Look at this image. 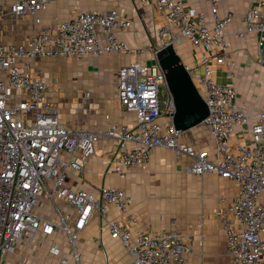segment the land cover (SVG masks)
Masks as SVG:
<instances>
[{
	"label": "built area",
	"instance_id": "1",
	"mask_svg": "<svg viewBox=\"0 0 264 264\" xmlns=\"http://www.w3.org/2000/svg\"><path fill=\"white\" fill-rule=\"evenodd\" d=\"M207 0L209 14L185 7L181 0H154L164 20L158 29L164 46L187 41L198 49L195 63L184 65L205 103L202 126L213 149L197 148L184 141L191 129L173 125L174 101L164 98L165 75L159 64L142 61L122 66L117 72V98L134 115L130 126L111 124L103 132L66 128L59 109L45 97V80L30 68L40 56H101L110 53L156 57L161 48L131 49L118 36L132 26L116 9L105 13L83 11L71 19L34 31L25 42L0 45V264L23 242L49 240L47 255H63L59 239L69 247V258L58 264H81L80 232L95 215L111 240L117 241L127 264H188L191 246L184 236L171 231H134L136 218L129 212L132 198L116 187L92 193L69 185L68 173L84 170L101 138L116 147L110 170L123 176L145 164L156 148L188 159V173L216 174L236 182L237 192L214 212L225 241L229 264H264V109L249 114L238 104L233 83L213 79V66L228 63L231 43L226 29L235 20L231 12L219 16L218 4ZM47 0H16L11 16L30 17L40 23ZM3 15V13H0ZM236 39L254 37L256 63L264 67V0H251L241 16ZM164 117L166 123L160 124ZM237 141L232 144L234 138ZM249 139V143L245 139ZM223 202V201H222ZM109 207L119 219H107ZM105 264H113L101 241Z\"/></svg>",
	"mask_w": 264,
	"mask_h": 264
},
{
	"label": "crops",
	"instance_id": "2",
	"mask_svg": "<svg viewBox=\"0 0 264 264\" xmlns=\"http://www.w3.org/2000/svg\"><path fill=\"white\" fill-rule=\"evenodd\" d=\"M15 1L0 0V13H3L0 15V45L23 43L37 29L71 19L83 11L105 13L116 9L122 18L132 21L129 29L118 33L119 38L131 49L139 46L161 48L156 57L139 56L131 51L126 54L110 53L79 58L40 56L30 61V68L45 80L47 101L58 107L60 121L71 130L103 132L111 124L120 127L134 123L133 113L125 111L117 98V72L122 66L137 61L148 65L159 64L160 60L170 63L174 58L179 59L183 65H191L199 55L198 49L185 40L173 46L172 53L162 50L167 39L159 34L158 29L164 25V20L156 11L154 0H47V7L40 13V23L37 25L30 17L20 19L9 14V6ZM181 1L185 7L209 14L207 0ZM250 1L223 0L218 4L219 16L231 12L235 20L226 29L231 43L229 61L213 66V79L216 83L235 85V76L243 72L258 74L264 79V67L255 60L254 37L248 35L244 39H236L232 36L233 32L242 28L241 16ZM162 94L164 98L170 94L167 86H163ZM238 104L249 114L264 109L242 100H238ZM159 123H166V119L161 117ZM191 131L185 137V142L197 148L213 149V141L202 124L192 127ZM236 141L235 137L232 144ZM245 141L249 143L248 138ZM115 147L114 140L101 138L84 170L68 173L69 185L92 193L102 187L123 190L132 198L129 212L136 218L133 230H165L184 236L192 248L188 264H194L191 261L198 251V236L205 239L206 248L211 250L212 238L218 232L225 247L224 234L214 212L235 196V181L212 173H188V159L163 148L154 149L145 164L130 168L120 177L110 170ZM260 200L264 204V191ZM119 216L113 207H109L107 219H119ZM101 226L99 216L95 215L80 232L78 253L81 264H105L106 255L101 241L111 263L120 264L117 255L119 250L125 255L121 245L111 240L105 229L101 240ZM48 242L25 241L18 250L6 257L4 264H58L59 259L69 258V247L63 237L59 239L63 253L59 259L47 255ZM69 264L74 263L69 260Z\"/></svg>",
	"mask_w": 264,
	"mask_h": 264
},
{
	"label": "water",
	"instance_id": "3",
	"mask_svg": "<svg viewBox=\"0 0 264 264\" xmlns=\"http://www.w3.org/2000/svg\"><path fill=\"white\" fill-rule=\"evenodd\" d=\"M162 50L172 53L173 46H164ZM164 72L166 86L175 106L173 125L176 129L186 130L202 124L207 115L205 103L190 80L184 65L174 58L170 63L159 62Z\"/></svg>",
	"mask_w": 264,
	"mask_h": 264
},
{
	"label": "rangeland",
	"instance_id": "4",
	"mask_svg": "<svg viewBox=\"0 0 264 264\" xmlns=\"http://www.w3.org/2000/svg\"><path fill=\"white\" fill-rule=\"evenodd\" d=\"M235 77L238 100L250 102L257 108H264V79H261L258 74L251 75L244 72ZM204 240V238L197 237L198 251L191 262L194 264H228L221 235L218 232L214 234L211 250L206 248ZM117 255L120 264H127L126 256L120 250Z\"/></svg>",
	"mask_w": 264,
	"mask_h": 264
}]
</instances>
